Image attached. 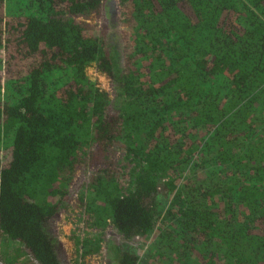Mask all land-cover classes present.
<instances>
[{"label":"trees","instance_id":"trees-1","mask_svg":"<svg viewBox=\"0 0 264 264\" xmlns=\"http://www.w3.org/2000/svg\"><path fill=\"white\" fill-rule=\"evenodd\" d=\"M120 1L117 52L104 0H0L2 264H65L51 224L88 144L81 254L110 225L152 237L111 264H264V0Z\"/></svg>","mask_w":264,"mask_h":264},{"label":"rangeland","instance_id":"rangeland-1","mask_svg":"<svg viewBox=\"0 0 264 264\" xmlns=\"http://www.w3.org/2000/svg\"><path fill=\"white\" fill-rule=\"evenodd\" d=\"M122 11V2L120 0H104L101 11L89 19L91 24L96 25L102 31L105 44L117 52H121L126 42L131 40V31L125 24L126 21L123 19ZM87 73L95 78L96 83L100 87L112 94V82L107 76L98 73L94 67H89ZM3 82V71L0 66L1 86ZM91 150L92 146H89V144L83 145L79 149L83 163L75 170L72 181L68 186L69 193L65 206L55 213L51 224V230L55 234L59 252L64 258L65 264H111L112 260L109 252L111 242L118 243L127 250L141 253L152 238L142 239L137 236L123 238L110 225H106L100 234L99 250L81 254L77 241L80 242L84 236L92 237V233L95 232V228L87 224V216L77 198L79 190H84L89 174L98 167L95 161L90 158ZM0 244L8 245L5 240L2 243L1 239ZM11 245L12 243L10 242ZM22 258V255L18 257L16 262L19 263L16 264H33L28 258L27 260ZM0 264H2L1 260Z\"/></svg>","mask_w":264,"mask_h":264}]
</instances>
